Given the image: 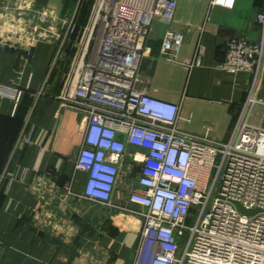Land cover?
Here are the masks:
<instances>
[{
  "label": "crops",
  "instance_id": "0c3cea01",
  "mask_svg": "<svg viewBox=\"0 0 264 264\" xmlns=\"http://www.w3.org/2000/svg\"><path fill=\"white\" fill-rule=\"evenodd\" d=\"M94 1L0 0V83L21 90L18 103L0 96V264H133L142 220L124 208H137L126 195L138 171L121 175L110 206L80 197L83 112L57 98ZM210 2L177 0L168 25L153 22L137 87L178 104L182 130L225 141L252 79L216 65L229 38H259L264 0ZM69 21L76 31L63 44ZM167 29L181 34L171 58L161 51ZM257 94L264 99V64ZM22 132L30 143L16 146Z\"/></svg>",
  "mask_w": 264,
  "mask_h": 264
},
{
  "label": "built area",
  "instance_id": "2783aa9c",
  "mask_svg": "<svg viewBox=\"0 0 264 264\" xmlns=\"http://www.w3.org/2000/svg\"><path fill=\"white\" fill-rule=\"evenodd\" d=\"M210 3L231 8L235 0ZM176 4L95 0L79 29L57 98L83 112L75 157V168L86 174L80 197L110 206L121 175L137 169L126 195L137 208H124L142 220L133 264H264V99L257 94L264 64V7L256 17L259 38H229L216 65L252 79L228 138L217 141L179 128L178 104L137 87L151 26L155 21L168 25ZM75 31L69 21L63 44ZM180 41L181 34L165 30L163 55L171 58ZM0 96L18 103L21 90L0 83ZM257 105L262 111L254 123ZM21 143H30V133H21L16 146ZM232 201L259 211L242 214Z\"/></svg>",
  "mask_w": 264,
  "mask_h": 264
},
{
  "label": "water",
  "instance_id": "95a60500",
  "mask_svg": "<svg viewBox=\"0 0 264 264\" xmlns=\"http://www.w3.org/2000/svg\"><path fill=\"white\" fill-rule=\"evenodd\" d=\"M233 204L237 207L238 211L242 214H245V215H252L254 214L255 212L259 211L258 208H254V209H246L244 208L239 202L237 201H232Z\"/></svg>",
  "mask_w": 264,
  "mask_h": 264
},
{
  "label": "rangeland",
  "instance_id": "374dc122",
  "mask_svg": "<svg viewBox=\"0 0 264 264\" xmlns=\"http://www.w3.org/2000/svg\"><path fill=\"white\" fill-rule=\"evenodd\" d=\"M191 221H189L188 223H190Z\"/></svg>",
  "mask_w": 264,
  "mask_h": 264
}]
</instances>
